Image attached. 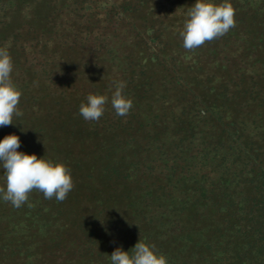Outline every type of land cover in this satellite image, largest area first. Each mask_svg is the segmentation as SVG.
I'll return each mask as SVG.
<instances>
[{"label":"trees","instance_id":"obj_1","mask_svg":"<svg viewBox=\"0 0 264 264\" xmlns=\"http://www.w3.org/2000/svg\"><path fill=\"white\" fill-rule=\"evenodd\" d=\"M229 2L235 27L188 51L173 39L196 0H0L23 112L0 140L74 184L0 199V264H111L139 240L168 264H264V0ZM119 81L128 115L85 121Z\"/></svg>","mask_w":264,"mask_h":264},{"label":"clouds","instance_id":"obj_2","mask_svg":"<svg viewBox=\"0 0 264 264\" xmlns=\"http://www.w3.org/2000/svg\"><path fill=\"white\" fill-rule=\"evenodd\" d=\"M233 27L235 9L229 0L219 4L196 0L186 14L179 35L183 47L194 51L206 42L223 37ZM8 47H0V127L12 125L14 116L23 115L18 107L22 93L11 79L13 63ZM125 87V82H115L110 100L106 95L88 94L86 103L79 105V115L85 121L98 122L109 102L117 116L128 115L132 102L123 94ZM20 146L16 135H7L0 140V168L5 182L0 186V199L19 209L28 202L33 191H39L45 199L63 202L74 187L70 169L61 162L19 152ZM110 260L111 264H168L165 255L141 240L127 252L116 248Z\"/></svg>","mask_w":264,"mask_h":264},{"label":"rangeland","instance_id":"obj_3","mask_svg":"<svg viewBox=\"0 0 264 264\" xmlns=\"http://www.w3.org/2000/svg\"><path fill=\"white\" fill-rule=\"evenodd\" d=\"M177 37V38H176ZM174 39H173V43H176V42H180L182 41V38L179 36H176Z\"/></svg>","mask_w":264,"mask_h":264}]
</instances>
